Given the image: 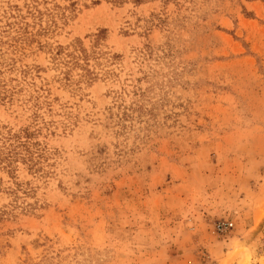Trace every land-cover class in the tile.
<instances>
[{
	"label": "rangeland",
	"instance_id": "374dc122",
	"mask_svg": "<svg viewBox=\"0 0 264 264\" xmlns=\"http://www.w3.org/2000/svg\"><path fill=\"white\" fill-rule=\"evenodd\" d=\"M0 264H264V0H0Z\"/></svg>",
	"mask_w": 264,
	"mask_h": 264
},
{
	"label": "built area",
	"instance_id": "2783aa9c",
	"mask_svg": "<svg viewBox=\"0 0 264 264\" xmlns=\"http://www.w3.org/2000/svg\"><path fill=\"white\" fill-rule=\"evenodd\" d=\"M232 226L231 223H227V222H220L216 225V230L219 232H224L227 229H229Z\"/></svg>",
	"mask_w": 264,
	"mask_h": 264
}]
</instances>
